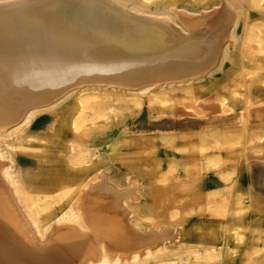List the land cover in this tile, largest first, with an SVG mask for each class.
Segmentation results:
<instances>
[{
  "label": "bare ground",
  "instance_id": "6f19581e",
  "mask_svg": "<svg viewBox=\"0 0 264 264\" xmlns=\"http://www.w3.org/2000/svg\"><path fill=\"white\" fill-rule=\"evenodd\" d=\"M259 19L264 0L0 4V147L57 168L0 161V264H264V231L245 252L241 232L240 166L264 144ZM43 118L54 143L29 147ZM205 193L223 201L204 226Z\"/></svg>",
  "mask_w": 264,
  "mask_h": 264
},
{
  "label": "rangeland",
  "instance_id": "374dc122",
  "mask_svg": "<svg viewBox=\"0 0 264 264\" xmlns=\"http://www.w3.org/2000/svg\"><path fill=\"white\" fill-rule=\"evenodd\" d=\"M11 1H14V0H0V4L8 3ZM215 9H217L215 11L216 13L220 12L218 7H216ZM257 22L258 24H261L263 27L262 31H263V38H264V19L262 20L259 19V21ZM98 92H100L101 94H104V92L114 93L115 91L99 89ZM117 92L122 93V94H127L125 92H120V91H117ZM52 126H51V120L48 121V119L43 118L40 120V122L34 125L32 131L28 132L27 128L23 129L22 135L26 136L27 134H29L35 138L36 141L31 142L29 147L51 148L52 143H54L53 142L54 137H52L50 134V127ZM12 138L13 139L8 138L9 140H6L7 148L5 151L3 150L2 147H0V151H2L1 155H3V158H0V161L3 162L7 167L10 168L13 162L16 161L17 163H20L21 159H23L29 162V164L35 168V170H33V173L37 172V170L40 169L37 172L39 174H42L40 175V177L46 174L45 173L46 171L47 173L48 171L49 173L50 172L55 173V171H57V168H55L54 163L49 161L47 158L41 159L40 156L36 155L37 153H35L34 151L32 154H30V152H28L27 150L23 151V149L17 148L19 145L24 146V143L19 142L17 138L16 139L14 137ZM39 140L40 141L42 140L44 142L38 143L40 142ZM197 143L202 144L201 141L199 139L197 140L196 138L195 144ZM261 146H263V148L259 149L258 154H252L250 156L251 158H249L247 161H244V163L240 166L243 169L247 168V170H249L247 175L249 179L251 177V179L245 183V186L247 187L248 192L242 193L243 194L242 198L245 202V208H246L245 211L241 214L243 216V219H242L243 223L241 226L244 228L242 229L243 231H241L244 235V240L242 244L243 252H245L250 247L251 243H253V239L251 237L252 230L258 229L259 231H264V144ZM20 176H21V173L20 172L17 173L16 177H20ZM221 197L222 196L211 197V195H208L206 193L204 196L197 197V199L195 200V203L192 205L195 208L196 224H204L205 226L206 222L211 221L212 218L216 216L215 211H218L217 205L221 203V201H223ZM158 213H160L159 216L160 215L163 216V220H162L161 217L156 215L158 218H160L159 220L161 221L162 225L169 226L170 223H168L165 220L166 210L162 212L158 211L157 214ZM46 216L47 215H45L43 218H45ZM53 225L50 227H53ZM50 230L52 231V228H50L49 231ZM176 230H179L178 232H183V231H180L182 230L180 228ZM195 236H196V233H195ZM172 246H175V245L173 244Z\"/></svg>",
  "mask_w": 264,
  "mask_h": 264
},
{
  "label": "crops",
  "instance_id": "0c3cea01",
  "mask_svg": "<svg viewBox=\"0 0 264 264\" xmlns=\"http://www.w3.org/2000/svg\"><path fill=\"white\" fill-rule=\"evenodd\" d=\"M262 37H263V31H262Z\"/></svg>",
  "mask_w": 264,
  "mask_h": 264
}]
</instances>
